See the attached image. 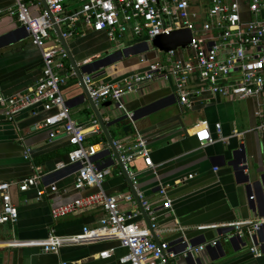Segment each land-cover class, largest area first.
Returning <instances> with one entry per match:
<instances>
[{"label": "crops", "instance_id": "1", "mask_svg": "<svg viewBox=\"0 0 264 264\" xmlns=\"http://www.w3.org/2000/svg\"><path fill=\"white\" fill-rule=\"evenodd\" d=\"M211 0H190L193 11H203ZM15 0H0V10L14 4ZM59 31V30H57ZM52 36H55L52 33ZM72 59H66L70 71L74 63L84 68V74L90 73L99 83L119 82L128 78L134 71L146 68V60H164L167 53L158 51L146 37L125 35L117 41L109 39L107 34L93 31L80 25L77 33L67 41ZM149 46H148V45ZM130 48L121 56L117 50ZM106 58L107 66H99ZM98 68V69H96ZM42 51L35 46L29 34L13 17L0 13V81L1 91L12 95L30 91L42 74ZM193 83L196 76H193ZM70 115L76 123L86 129V145L99 144L100 152L94 161L101 168H108L110 174L103 183L108 194L119 192L133 193L126 175L120 174L121 166L112 149L109 136L114 139L132 138L134 125L125 120L123 111L110 100H104L97 108L105 122L111 123L106 133L99 121L94 120L97 113L87 96H83L78 74H71L63 86ZM175 77L156 78L140 86L125 96L127 108L135 112L136 125L147 137L154 173L143 158H137L131 165L138 174V183L146 197L156 205L160 224L164 231L154 233L159 241H168L176 253L172 264H194L192 258H184V243L200 245L219 238L216 246H208L197 255L201 264H264V226L255 239L263 251L260 256L252 257L249 248L253 240L246 233H234L231 228H199L210 224H222L238 219H259L264 217V183L248 181L247 173L256 178L264 176V130L258 129L261 122L257 115L256 98L228 99L219 95L205 94L195 100L192 108L180 106ZM51 114L41 104L21 110L13 120L0 109V182H20L33 175L38 168L42 170L38 187L21 191L18 185L11 187V195L18 206L19 217L14 223L0 224V264H121L119 258L126 253L117 248L110 240L96 241L90 244H67L58 254L42 251L40 242L45 240L52 230L61 236H71L83 232L86 226L95 227L103 215L100 206L84 209L54 219L52 209L72 202L98 190V187L75 189L78 166L71 164L69 152L73 148L66 135L50 139L49 128L40 127V123ZM206 121L211 133L217 140L202 147L193 134V127ZM130 122V123H128ZM221 124V135L228 137L219 140L216 125ZM238 131L240 135H235ZM104 137V138H102ZM102 138V139H101ZM100 139L98 143L93 140ZM244 144L247 149L249 169L241 171L235 168L244 161L242 153L233 152ZM31 149L30 157L24 151ZM103 150H110L103 152ZM63 162L65 166L60 167ZM264 178V177H263ZM55 182L59 190H51ZM159 182L169 189L173 209L162 206ZM39 188H45V195H39ZM254 195L253 199L250 196ZM2 197L0 193V209ZM126 210H141L126 202ZM176 222L183 227L175 229ZM141 228H148L145 215L137 218ZM244 235L247 244L239 239L234 244L231 236ZM116 247L109 258L99 253ZM259 247V248H260ZM261 250V248H260ZM257 258V259H255Z\"/></svg>", "mask_w": 264, "mask_h": 264}, {"label": "built area", "instance_id": "2", "mask_svg": "<svg viewBox=\"0 0 264 264\" xmlns=\"http://www.w3.org/2000/svg\"><path fill=\"white\" fill-rule=\"evenodd\" d=\"M0 13L15 18L23 26L32 43L41 49L43 58L42 74L30 91L6 95L1 91L0 81V109L11 120L21 110L37 104L50 111L51 114L39 125L49 128L50 139L59 135L68 137L73 147L69 152L70 163L78 166L75 189L98 187L95 192L53 208L52 217L58 219L96 206L103 210L98 224L95 227L86 226L80 234L61 236L52 230L40 242L42 251L58 254L67 244L110 240L117 243V248L126 250L119 258L121 264H172L176 253L170 243L154 238L155 232L166 228L160 224L156 205L140 188L137 170L131 167L137 158H143L149 168L156 169L148 139L138 129L135 112L127 108L124 98L156 78L175 77L178 86L176 98L182 107L192 108L195 100L205 94L228 99L256 98L257 115L261 119L257 128L264 130V0H211L205 10L198 12L193 11L190 0H15ZM80 25L95 32H106L112 41L125 35L146 37L151 41L161 33L184 28L192 30V41L187 47L171 50L164 60H146L144 70L134 71L122 81L99 83L90 73L83 77L85 88L95 104L104 100L114 102L134 125L132 138L113 140L119 154L120 174H127L132 180L133 193L108 194L103 189L110 170L101 168L94 161L103 142L86 145L85 127L76 123L70 115L63 86L71 74L77 73L67 66L68 51L56 27L67 41L77 33ZM193 76L197 78L195 83ZM94 123L98 125L99 120L96 118ZM216 131L220 135L219 140L228 139L221 135V124L216 125ZM193 134L202 147L217 141L206 121L195 125ZM234 134L240 135L238 131ZM30 153L31 149L26 148L25 157L29 158ZM59 166L65 164L60 162ZM41 176L42 170L38 168L33 175L20 182H0V224L14 223L19 217L18 206L10 191L12 185L27 191L38 187ZM50 187L54 192L59 190L55 182ZM168 192V186L160 183L158 193L162 206L172 210L173 202ZM45 193V188H39L40 196ZM253 198L254 195L250 196V199ZM123 202L141 206V210H126L122 207ZM140 215L148 219V228L138 225ZM263 226L264 217H261L199 228H231L234 233H246L253 240L249 250L257 257L261 255V250L255 237ZM175 229L183 231L178 222ZM182 242L185 245L184 258H192L194 264H201L197 255L209 245H218L219 238L200 245L186 240ZM116 247L100 252L99 256L112 257Z\"/></svg>", "mask_w": 264, "mask_h": 264}, {"label": "water", "instance_id": "3", "mask_svg": "<svg viewBox=\"0 0 264 264\" xmlns=\"http://www.w3.org/2000/svg\"><path fill=\"white\" fill-rule=\"evenodd\" d=\"M56 29L58 30V27H56ZM58 32L60 34V37H61V40H62V43H63L64 47L68 51L69 58L72 59L66 40L61 36V32L60 31H58ZM99 33H101V32H99ZM102 33H105L106 34V32H102ZM192 36H193L192 30L189 29V28H184V29L174 30V31H171V32H168V33H166V32L165 33H161V34L155 36L152 39L151 44H152L153 47L157 48L158 51L164 52V53H168L171 50H177V49H181V48L187 47L188 44L192 41ZM128 49H130V48H128V47L121 48V49L117 50V52H119V54L121 56H123V55L127 54ZM105 60H106L105 57L100 60V64H99L100 67L101 66H107L108 65V64H105ZM72 62H74L73 59H72ZM73 65H74V67L76 69L75 70L76 73L79 75V78H80V85H81V87L83 89V96H87L89 98V93L87 92V90L85 88V85L83 83V77L84 76L82 75V74H84L83 72H85L84 68L88 67L89 64H84L80 68L75 63ZM96 69H98V68H96ZM81 70H83V72ZM89 72L92 73L91 70H89ZM89 100L91 102V105H92L93 109L97 113L98 120L100 121L103 130L106 133H108V126L111 125V123L104 121V118L100 114V112H99V110H98L97 105L95 104V102H93V100L91 98H89ZM124 119H126V118H124ZM135 120H136V115H135ZM109 141L111 143L112 149L115 150V146L113 145V139L110 136H109ZM106 151L109 152L110 150H103L102 153L103 152H106ZM233 153L234 154H236V153H239V154L242 153V155L244 154L243 156H245L244 157L245 160L243 162L242 161H239L237 165H234L235 168H237V169H239L241 171H244V170L249 169L248 158H247L248 153H247V149L245 148V145L244 144H241L240 145V148L239 149H236ZM115 154H116L117 158H119V154L118 153H115ZM153 171H154V173H155V171H156V173L158 172L157 169H155V170L153 169ZM125 175H126L128 181H129L130 185H131L132 192H134L132 180L127 176V174H125ZM247 176L249 178L248 181H250L251 183H253L252 186H255L256 184H258L260 182L261 183H264V178H263L264 176H262V175L260 176L259 179L256 178V176L253 173H247ZM160 183H162L163 185H166L164 182H159V187H160ZM257 236H258V233H257ZM182 239L184 240V238H182ZM238 239L244 245L247 244V241H248L247 237L244 236V235H241V236L240 235L231 236L229 238V241L233 244V246H234V248L236 250H238V248L234 244H236V240H238ZM184 247H185V245H184ZM260 248H261V252H262L263 249H262V247H260ZM249 253H250V255L252 257H254V254L250 250H249ZM255 259H257V258H255Z\"/></svg>", "mask_w": 264, "mask_h": 264}, {"label": "trees", "instance_id": "4", "mask_svg": "<svg viewBox=\"0 0 264 264\" xmlns=\"http://www.w3.org/2000/svg\"><path fill=\"white\" fill-rule=\"evenodd\" d=\"M102 138H104V137H102ZM101 138V139H102ZM105 139V138H104ZM99 141H102V140H100V139H96V140H93V142L92 143H98Z\"/></svg>", "mask_w": 264, "mask_h": 264}, {"label": "rangeland", "instance_id": "5", "mask_svg": "<svg viewBox=\"0 0 264 264\" xmlns=\"http://www.w3.org/2000/svg\"><path fill=\"white\" fill-rule=\"evenodd\" d=\"M126 120V119H125ZM128 123H130V122H128Z\"/></svg>", "mask_w": 264, "mask_h": 264}]
</instances>
